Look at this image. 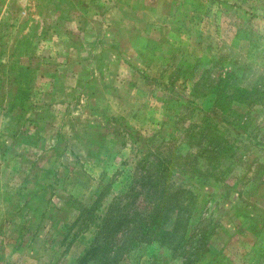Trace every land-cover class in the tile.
I'll return each instance as SVG.
<instances>
[{"label": "rangeland", "instance_id": "374dc122", "mask_svg": "<svg viewBox=\"0 0 264 264\" xmlns=\"http://www.w3.org/2000/svg\"><path fill=\"white\" fill-rule=\"evenodd\" d=\"M180 3L172 23L139 28L143 43L87 47L123 54L115 77L108 54L39 59V19L12 16L26 27L0 69V185L17 191L0 203V264H77L152 156L172 153L182 159L163 184L193 194L187 230L174 250L140 244L117 264H264V0ZM192 166L200 176L188 179Z\"/></svg>", "mask_w": 264, "mask_h": 264}, {"label": "crops", "instance_id": "0c3cea01", "mask_svg": "<svg viewBox=\"0 0 264 264\" xmlns=\"http://www.w3.org/2000/svg\"><path fill=\"white\" fill-rule=\"evenodd\" d=\"M179 9L181 10L180 0H44L43 3L41 0H0V45L3 47H0V69L4 70L8 59L15 58V54L12 56L11 45L16 37L12 33L15 29L26 27L14 22L12 16H18L20 20L30 16L39 19L42 32L40 31L39 36L35 37L34 43L42 45L41 48L45 46L47 49L46 52L36 51L39 59H46L49 54V59L54 62L74 61L86 57L100 59L103 54H108L107 58L113 59L118 66L113 71L106 69L105 75L108 76L114 72L115 77L116 73L122 70L120 64L123 54L118 50H109L105 46L94 57L87 47L113 43L119 45L143 43L139 32L140 27L143 28L146 24L150 29H155L159 23L168 25L175 20L171 13L174 14ZM152 38H155L153 33L147 40L153 43ZM61 43L67 47L57 54V45ZM78 49L82 50L77 51ZM16 56L20 58V68H22L21 63L25 62L27 56L23 53ZM5 70L4 73H6ZM23 70H28L26 63L23 64ZM67 75L72 79L75 77L73 72H68ZM70 80L71 78H68L67 83L64 84L68 91L74 89ZM106 91L112 93L118 90L114 84L110 90ZM6 173L10 175L9 171ZM7 180H5L6 183ZM0 189L4 194V197L0 196V203L4 206H14L17 191L4 184L0 185ZM15 208L14 214L17 216L18 213H15V210L18 207ZM22 232L23 229L20 228V236L23 235Z\"/></svg>", "mask_w": 264, "mask_h": 264}, {"label": "trees", "instance_id": "16d2710c", "mask_svg": "<svg viewBox=\"0 0 264 264\" xmlns=\"http://www.w3.org/2000/svg\"><path fill=\"white\" fill-rule=\"evenodd\" d=\"M224 122L233 126L232 122ZM192 127L198 130L199 125L195 124ZM210 127L209 132L212 135L209 138L213 140L216 126L210 125ZM185 136L194 139V134ZM211 144L215 147V143ZM148 156L147 154L145 158ZM180 156L175 153L163 158L152 156L148 166L153 168V171L144 178L147 180L132 183L127 195L130 199L128 202L119 205L115 201L112 204L105 218L101 219L102 222L90 246L84 251L77 264H117L140 244L145 247L155 243L171 250L178 248L187 230L186 212L189 205L191 207L193 194L184 186H172L169 190L168 186L163 184V179L164 176L176 173L174 169L178 166L176 163ZM190 157L192 161L194 155ZM188 170H183L181 174H186L188 179L200 176L194 166L189 167ZM137 196H140L139 201H136ZM78 220L80 216L75 219L76 222ZM196 234L198 233L194 235ZM170 241L173 242L172 247L168 245ZM190 244L189 242L188 246Z\"/></svg>", "mask_w": 264, "mask_h": 264}]
</instances>
